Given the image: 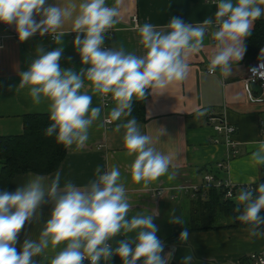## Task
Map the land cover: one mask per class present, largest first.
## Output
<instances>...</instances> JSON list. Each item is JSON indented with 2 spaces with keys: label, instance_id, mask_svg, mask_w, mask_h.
Listing matches in <instances>:
<instances>
[{
  "label": "clouds",
  "instance_id": "obj_1",
  "mask_svg": "<svg viewBox=\"0 0 264 264\" xmlns=\"http://www.w3.org/2000/svg\"><path fill=\"white\" fill-rule=\"evenodd\" d=\"M213 3L214 17L202 23L187 24L172 17L160 28L148 22L138 26L139 43L145 52L137 55L123 45L118 49L104 46L109 31L123 18V0H115L112 6L106 0H0V23L14 26L19 42L38 33L41 37L48 34L57 45L49 51L38 44L27 70L18 73V87L28 90L33 104H47L51 123L45 136H55L56 143L66 149L85 148L102 111L92 105L93 96L82 91L87 81L93 94L104 100L110 95L114 103L104 123L126 119L116 124L115 131L124 129L125 155L135 157L129 165L131 180L148 188L162 176L174 179L170 167L175 154L157 150L154 138L141 132L132 115L133 101L145 99L148 93L163 94L174 83L184 81L190 71L188 61L204 49L210 28H214L211 37L216 43L208 74L219 70L225 77L232 75L233 66L245 55V41L252 35L255 21L264 17V0ZM66 25L70 27L66 29ZM66 33L76 34L73 46L81 65L87 67L75 70L60 66ZM258 60L249 71L253 79H264V49ZM206 114L207 109L195 113L197 118ZM165 134L160 128L159 135ZM251 166H264V140L252 152ZM61 180L60 171L51 178L36 173L15 191L0 190V264H41L36 257L49 264H109L113 257H119L122 264H170L176 247L165 253V242L157 236L159 227L154 220L159 210L143 209L129 216L133 204L117 166L107 171L97 166L95 178L83 187L71 180L61 186ZM235 201L234 220L244 226L249 238H264V182L255 188L240 186ZM46 204L52 206L51 212L38 239L25 238L18 251L20 232L26 225L40 222ZM169 222L185 225L182 216L174 215ZM117 236L123 238L113 246L110 241ZM189 239L185 227L179 241L185 244ZM49 249L54 252L50 258L45 255ZM193 259L192 254H186L181 264H191Z\"/></svg>",
  "mask_w": 264,
  "mask_h": 264
},
{
  "label": "crops",
  "instance_id": "obj_2",
  "mask_svg": "<svg viewBox=\"0 0 264 264\" xmlns=\"http://www.w3.org/2000/svg\"><path fill=\"white\" fill-rule=\"evenodd\" d=\"M48 2L52 3L53 0ZM106 2L112 6L115 0ZM215 11L213 0H123V18L115 26L112 47L118 49L123 45L127 51L143 55L145 50L139 43L138 26L148 22L160 28L169 23L172 17H179L187 24L202 23L205 18L214 17ZM135 17H138L137 22L134 21ZM258 20H264V17ZM68 27L66 25V29ZM212 31L213 28H210L205 36L204 49L190 57L188 77L171 85L163 94L148 93L146 116L138 121L141 132L154 138L157 150L175 154L170 167V172H175L174 179L162 176L148 188L131 180L129 165L135 157L125 155L124 129L115 131L116 124L124 123L126 119L116 121L113 127L104 123L111 108L104 107L103 98L92 93L87 81L82 91L93 96V106L101 107L100 119L92 125L85 148L81 151L74 150V146L67 149V156L57 169L62 176L61 186L71 180L78 187H83L95 178L97 166L102 171L117 166L133 204L129 216L143 209L149 212L154 208L159 210V216L154 220L159 227L157 236L165 242V253L174 245L176 247L170 264H181L186 254H192L194 259L191 264H246L249 253L264 252V238H249L241 227H225L232 223L231 219L227 223L215 224L213 229H204L209 225L204 207L185 191L190 185L201 184L207 171L242 185L258 183L264 177L263 166H251V154L258 142L264 140V134L260 131V119L264 118V98L252 97L244 86L248 68L254 61L246 59L244 55L233 66L229 77L223 76L219 70L209 75L207 68L215 48ZM75 35L66 33L63 37L64 53L59 61L62 68L79 70L87 67L81 65L80 56L73 46ZM38 44L49 51L57 46L48 34L41 37L37 33L27 41L19 42L14 26L0 23V136L23 134L24 117L27 114L48 113L46 103L33 104L28 90L18 87V73L27 70L35 58ZM198 109H207V114L197 118L195 113ZM213 114L225 115L236 126L234 138L239 144L235 149L227 148L223 137L217 135L210 126L208 118ZM160 128L165 130V135H159ZM216 139L219 141L216 142ZM220 162L225 164V168L218 167ZM3 165L4 161L1 160L0 173ZM55 172L44 175L51 178ZM30 174L36 173L16 175L11 181V190L15 191L17 186L24 184ZM51 207L50 204L44 205L40 222L28 224L20 232L16 245L18 251L25 238L38 239ZM174 215L182 216L185 225L170 223L169 219ZM185 227L190 239L182 244L179 235ZM122 238L117 236L110 243L115 246V241ZM45 255L50 258L54 252L49 249ZM36 259L41 264H49L42 257ZM109 264L122 262L119 257H113Z\"/></svg>",
  "mask_w": 264,
  "mask_h": 264
},
{
  "label": "trees",
  "instance_id": "obj_3",
  "mask_svg": "<svg viewBox=\"0 0 264 264\" xmlns=\"http://www.w3.org/2000/svg\"><path fill=\"white\" fill-rule=\"evenodd\" d=\"M246 59L250 61L258 60L261 49H264V20H257L252 29V35L245 41ZM146 98L140 101H133V113L137 121H142L146 116ZM130 118V117H129ZM49 113L27 114L24 117V133L14 136H0V161L4 165L0 173V190L12 191L11 181L18 174L35 172L39 174H50L57 171L60 164L66 158L67 149L55 141V136H45V129L50 125ZM264 182V177L254 183V188ZM225 191L222 188H210L207 197L197 199L198 203L204 207L209 220V225L204 229L215 228V216L222 213L232 223L225 226L228 228H244V226L234 220L236 213L233 211L235 199L225 200ZM264 215V211L261 212ZM217 228V227H216ZM88 264V262H85ZM90 264V263H89Z\"/></svg>",
  "mask_w": 264,
  "mask_h": 264
},
{
  "label": "built area",
  "instance_id": "obj_4",
  "mask_svg": "<svg viewBox=\"0 0 264 264\" xmlns=\"http://www.w3.org/2000/svg\"><path fill=\"white\" fill-rule=\"evenodd\" d=\"M134 21L137 22L138 17H135ZM114 33H115V27L112 30H110L109 33L107 34L108 36L105 40V45H104L105 47H112V38H113ZM213 42L216 43L214 39H213ZM258 63H259V60H256L254 61L253 64L249 66L247 75L244 79V86H245V89L248 91V93L252 97L256 96L259 98H264V79H260V78L253 79L252 74L249 71L251 67L258 65ZM255 83L260 85L261 89L263 90L261 93L256 94L254 90H252V85ZM103 103L106 109H110L114 106V103L112 102L110 95L107 100L103 99ZM208 120H209L210 126L215 131V133L223 137V141L225 145L227 146V148L235 149V147L239 144L234 138L236 135V131H237L236 126L233 123H231L229 119L226 118L225 115L213 114V115H210ZM115 122L116 121H113L112 123H106V124L109 125L110 127H113L115 125ZM260 131L264 134V118L260 119ZM215 141L218 142L219 139H216ZM218 167L225 168V164L223 162H220L218 164ZM263 171H264V166H263ZM202 178H203V181L201 184H194V185H190L185 188L186 193H189L190 197L193 199H200V197L206 198L208 195V190L212 187L222 188L225 191V194H224L225 200L235 199L240 186H242V184H236L232 180L222 179L221 177H219L217 174L213 172H208V171L205 172ZM248 185L254 188V185L252 183L251 184L247 183L244 186H248ZM159 193L160 191L158 192V194ZM230 193L231 195H229ZM246 261H247L246 264H264V252L262 253L261 252H251L246 257ZM85 262H88V261H85Z\"/></svg>",
  "mask_w": 264,
  "mask_h": 264
},
{
  "label": "rangeland",
  "instance_id": "obj_5",
  "mask_svg": "<svg viewBox=\"0 0 264 264\" xmlns=\"http://www.w3.org/2000/svg\"><path fill=\"white\" fill-rule=\"evenodd\" d=\"M216 224H221V223H227L229 222V219H227L222 213H217V215L214 218Z\"/></svg>",
  "mask_w": 264,
  "mask_h": 264
},
{
  "label": "water",
  "instance_id": "obj_6",
  "mask_svg": "<svg viewBox=\"0 0 264 264\" xmlns=\"http://www.w3.org/2000/svg\"><path fill=\"white\" fill-rule=\"evenodd\" d=\"M252 90H254V92H259L261 93L263 90L261 89L260 85L255 83L252 85Z\"/></svg>",
  "mask_w": 264,
  "mask_h": 264
}]
</instances>
